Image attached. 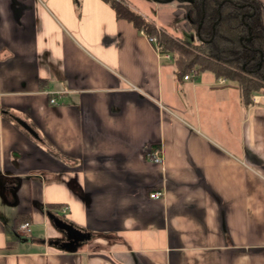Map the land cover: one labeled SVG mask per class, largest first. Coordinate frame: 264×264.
<instances>
[{
    "label": "crops",
    "instance_id": "obj_1",
    "mask_svg": "<svg viewBox=\"0 0 264 264\" xmlns=\"http://www.w3.org/2000/svg\"><path fill=\"white\" fill-rule=\"evenodd\" d=\"M173 69L103 0H0V264H264V92ZM49 213L90 239L49 245Z\"/></svg>",
    "mask_w": 264,
    "mask_h": 264
},
{
    "label": "trees",
    "instance_id": "obj_2",
    "mask_svg": "<svg viewBox=\"0 0 264 264\" xmlns=\"http://www.w3.org/2000/svg\"><path fill=\"white\" fill-rule=\"evenodd\" d=\"M103 1L117 18L155 37L160 51L170 54L176 79L208 71L234 82L245 106L264 92V23L258 0H178L199 34L196 42L158 30L124 0Z\"/></svg>",
    "mask_w": 264,
    "mask_h": 264
},
{
    "label": "water",
    "instance_id": "obj_3",
    "mask_svg": "<svg viewBox=\"0 0 264 264\" xmlns=\"http://www.w3.org/2000/svg\"><path fill=\"white\" fill-rule=\"evenodd\" d=\"M196 35L197 38H199L198 32ZM14 119L22 128H24L33 137H37V134L31 127V125H29L19 117L15 116ZM47 216L49 217L51 225L56 229L57 232H59L57 233V235H54V237L49 239V245H52L56 248L65 251H74L76 247H79L90 239L91 234L89 231H83L81 229H78L54 214L49 213Z\"/></svg>",
    "mask_w": 264,
    "mask_h": 264
},
{
    "label": "rangeland",
    "instance_id": "obj_4",
    "mask_svg": "<svg viewBox=\"0 0 264 264\" xmlns=\"http://www.w3.org/2000/svg\"><path fill=\"white\" fill-rule=\"evenodd\" d=\"M179 3H180V1L173 0V2H166V3H161V4L157 3V5L159 7V11L160 12L162 11V8L170 7L171 13L175 14V13H179V11L173 12V9L175 10V8H179L180 7ZM260 4H261V7H262V12H264V2H260ZM150 10H151V12L147 13V14H149V16L153 15L154 19L157 22L162 23L161 21H159V19L157 17H155V10H153V8H151ZM144 12H146V11H144ZM162 18L165 19V17L162 16V17H160V20H163ZM171 19H172L171 20V25H169V26L164 25V26H167L166 29L172 36H174V34H176L175 31H178V33L176 35H179L180 38L185 39V38L190 37V35H188L187 32L185 31V29H183L186 21H183V19L181 17L178 20L174 19V18H171ZM192 31H193V29H192ZM174 37H176V36H174ZM48 230H49V233L53 234V235H57V233H59V232L56 231V229L53 226H49Z\"/></svg>",
    "mask_w": 264,
    "mask_h": 264
},
{
    "label": "built area",
    "instance_id": "obj_5",
    "mask_svg": "<svg viewBox=\"0 0 264 264\" xmlns=\"http://www.w3.org/2000/svg\"><path fill=\"white\" fill-rule=\"evenodd\" d=\"M141 32L143 33V31L141 30ZM147 36V35H146ZM147 39L149 42L153 43L155 45V48L158 52V54H160V56L166 58V59H170V54L168 53H162L161 50V46L156 42L155 37L153 36H147ZM188 76H184V78H187ZM51 102H54V99L50 100ZM146 157L156 163L161 162L162 156H161V152L160 149L158 147H148L146 149ZM163 196L162 191L160 190H154L151 191L149 193V197L150 198H160ZM62 212H65V208L61 209ZM19 231L21 232V234H27L30 231V227L28 223H22L19 227H18Z\"/></svg>",
    "mask_w": 264,
    "mask_h": 264
}]
</instances>
